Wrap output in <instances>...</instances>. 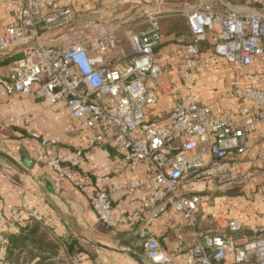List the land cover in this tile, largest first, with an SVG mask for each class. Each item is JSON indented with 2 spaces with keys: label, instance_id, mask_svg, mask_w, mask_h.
<instances>
[{
  "label": "built area",
  "instance_id": "1",
  "mask_svg": "<svg viewBox=\"0 0 264 264\" xmlns=\"http://www.w3.org/2000/svg\"><path fill=\"white\" fill-rule=\"evenodd\" d=\"M69 1L12 0L16 24L0 34V53L23 50L12 71L0 75V99L34 95L55 106H65L74 120L93 133L88 138L89 148L108 142L127 164L148 168L147 176L133 180L127 189L134 195L153 185L141 212L117 215L107 192L91 198L93 212L107 228L137 221L148 226L172 210L184 217L194 238L182 264H226L228 257L233 258V264H264V227L252 225L253 236L240 241L241 218L229 217L225 228L217 233H200L197 218L200 212L207 214L218 205L216 193L228 192L236 182L250 179L231 155L244 152L248 137L264 123V90L242 91L241 100L252 105L241 114L217 115L193 96L187 104H176L169 115L170 124L161 125L146 114V109L158 101V80L163 75L155 55L163 39L158 13L151 12L145 28L128 34L129 51L119 53L121 41L116 29L108 25L92 27L91 23L83 26V33L72 28L76 13ZM123 1L138 6L153 1L161 4L162 0ZM186 18L192 39L187 45V59L178 70L185 82L194 73L205 72L202 50L218 26L221 32L214 47L217 57L247 67L255 57L264 56L261 15L194 8L186 12ZM64 28H70V32L60 38V44L42 42V34ZM110 52H114L109 55L111 66L105 60ZM60 141L55 137L44 144ZM82 154L78 150L51 156L48 166L60 177L73 180ZM6 210L10 216L1 211L0 220L13 226L19 227L29 218L43 222L35 210L25 219L13 206ZM138 238L151 264H173L146 229L139 231ZM0 244L3 248L7 245L4 235H0ZM82 260L83 256L77 255L73 262L81 264Z\"/></svg>",
  "mask_w": 264,
  "mask_h": 264
},
{
  "label": "crops",
  "instance_id": "2",
  "mask_svg": "<svg viewBox=\"0 0 264 264\" xmlns=\"http://www.w3.org/2000/svg\"><path fill=\"white\" fill-rule=\"evenodd\" d=\"M76 13L73 29L83 33V26L108 25L117 30L120 38L119 53L129 51L128 34L147 25L139 19L156 12L162 32V42L157 47L156 61L163 70L158 80V101L146 109L151 120L161 125L170 124L169 115L178 103H188L193 96L211 107L215 114H241L252 103L241 100L244 89L264 90V56L253 59L250 66L229 64L214 54L221 28L209 36L203 47L205 72L194 73L185 82L178 73L187 59V45L191 31L186 12L194 8L215 13L236 12L242 15L264 17V0H162L133 6L123 0H70L67 2ZM16 6L12 0H0V34L16 24ZM146 18V19H147ZM147 21V20H146ZM70 32L64 28L58 32L42 34L45 45L60 44V38ZM21 48L0 53V75L10 73L22 56ZM106 55V64L113 65ZM36 134L39 138L34 136ZM93 133L72 118L70 110L58 107L48 100L34 95H14L0 99V153L10 161L0 159V212L10 215L6 208L19 209L24 219L31 211L43 217V224L62 238L79 241L88 255L81 264H151L143 243L138 238L141 229L157 239L173 264H182L184 255L194 244L192 233L184 217L167 211L154 223H123L116 229L104 226L91 208V198L98 192L111 196L117 215L141 212L142 204L153 190L149 184L134 195H129V184L143 179L149 173L143 164H127L121 155L107 143L88 147ZM60 137V143L45 145V140ZM83 152L73 180L60 177L48 166L51 156ZM240 162L239 170L250 179L236 182L220 198L218 205L207 214H198L200 233L222 231L229 217H239L243 227L238 240L253 236L251 226L264 227V123L258 125L246 143V150L231 155ZM80 183V186L76 185ZM213 212V213H212ZM217 218L215 220L212 216ZM19 227L0 220V235L18 233ZM6 247L0 244V264ZM226 264H233L228 257Z\"/></svg>",
  "mask_w": 264,
  "mask_h": 264
},
{
  "label": "trees",
  "instance_id": "3",
  "mask_svg": "<svg viewBox=\"0 0 264 264\" xmlns=\"http://www.w3.org/2000/svg\"><path fill=\"white\" fill-rule=\"evenodd\" d=\"M6 254L2 264H74L77 255H88L79 241L62 239L35 219L19 226L18 233L7 234Z\"/></svg>",
  "mask_w": 264,
  "mask_h": 264
},
{
  "label": "rangeland",
  "instance_id": "4",
  "mask_svg": "<svg viewBox=\"0 0 264 264\" xmlns=\"http://www.w3.org/2000/svg\"><path fill=\"white\" fill-rule=\"evenodd\" d=\"M146 18H147V17H146V16H144V14H143V17L139 19L138 23H140V22H141L142 24H144V25H145V24H146L145 22H147V21H146V20H147ZM146 25H147V24H146Z\"/></svg>",
  "mask_w": 264,
  "mask_h": 264
},
{
  "label": "water",
  "instance_id": "5",
  "mask_svg": "<svg viewBox=\"0 0 264 264\" xmlns=\"http://www.w3.org/2000/svg\"><path fill=\"white\" fill-rule=\"evenodd\" d=\"M0 159L10 161V159H9L6 155H4V154H2V153H0Z\"/></svg>",
  "mask_w": 264,
  "mask_h": 264
}]
</instances>
